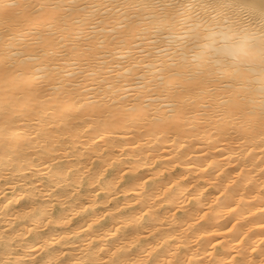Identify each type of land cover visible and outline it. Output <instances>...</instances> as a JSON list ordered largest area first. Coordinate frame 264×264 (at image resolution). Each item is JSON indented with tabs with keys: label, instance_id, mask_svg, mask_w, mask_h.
<instances>
[{
	"label": "snow or ice",
	"instance_id": "6c2138e0",
	"mask_svg": "<svg viewBox=\"0 0 264 264\" xmlns=\"http://www.w3.org/2000/svg\"><path fill=\"white\" fill-rule=\"evenodd\" d=\"M225 18L236 28H258L264 58V9L225 0H0V201L8 195L5 188L15 193L0 203V264H264V222L249 219L264 214V69L257 76L243 66L193 67L184 58L190 41L172 39L190 33L189 21L203 27ZM61 136L85 141L73 153L76 167L65 163L72 145ZM151 142L173 147L157 151L146 147ZM84 150L87 164L79 159ZM197 154L205 159L195 179L215 169L211 186L232 202L226 209L235 223L224 227L239 239L232 237L230 259L216 251L228 237L201 225L222 201L213 200L179 225L176 213L200 200L205 186L181 175L149 195L146 185L155 177L140 172L193 167L190 156ZM127 156L136 162L108 183V168ZM94 159L104 164L97 168ZM161 159L170 166L155 163ZM233 160L239 170L227 175ZM129 173H139L134 179L140 183L130 189L135 195L121 201V181ZM84 184L91 189L87 196H81ZM100 199L103 215L76 223ZM249 199L259 201L255 213L242 210ZM129 202L139 206L138 215L125 213ZM165 202L173 205L169 215L156 219ZM57 205L71 212L57 216ZM117 215L123 218L119 227H96ZM254 229L261 235L250 246ZM204 236L212 237L208 246ZM184 247L195 248L191 257L181 254ZM164 249L167 258L159 256Z\"/></svg>",
	"mask_w": 264,
	"mask_h": 264
},
{
	"label": "bare ground",
	"instance_id": "6f19581e",
	"mask_svg": "<svg viewBox=\"0 0 264 264\" xmlns=\"http://www.w3.org/2000/svg\"><path fill=\"white\" fill-rule=\"evenodd\" d=\"M253 7L259 8V9H264V0H253ZM75 123H81V121H75ZM78 135L83 137L84 133L83 131L78 132ZM112 140H123V139H131V137H125V136H114L111 137ZM162 139V138H161ZM59 140L63 141V140H68L71 145H72V152L69 153V158L65 161V163L68 164H72L73 167H76V163H75V159L73 158V153L75 152V149L78 147H81L82 144L85 143V141L83 139L76 141L74 139V137H68V136H61L59 138ZM189 143H191V141H188ZM205 143H207L208 141L205 140ZM88 144H91V141H87ZM98 143H102L100 141H98ZM146 147L149 148H153L157 151L160 150L161 147H173V145L170 144H162V145H157L155 144V142H151L149 145H146ZM117 151H119V149H116ZM127 151H131V150H127ZM199 150H197L198 152ZM94 156H100L101 153L99 152V150H94L93 152ZM165 156L169 155L168 153L164 154ZM259 153H255L253 158L258 157ZM143 158L147 159L148 157L144 156ZM253 158H250L249 160V164H251V160ZM79 159L81 163H86L87 164V151H81L79 153ZM190 159L193 161V167H188L187 165L185 166H178L174 169V171H170V172H163L161 175H157L155 172L152 171L151 168H141L140 172L141 173H150L152 174L155 179L151 180L148 182V185H146V187L148 188V194H159L161 186H162V182L164 184H166L167 180H178L180 178L181 175H187L188 179L192 180L193 183H196L197 185H204L205 187L200 189V193H201V199L200 200H196V201H192L191 204H185L184 208L186 210H182L179 213H176V215L178 217H181L182 219L180 221H178L179 225H182L184 223V221H188L191 222L193 216L199 215L200 214V210L201 209H205L206 210V205L211 203L213 200H217L219 199L220 201H222V206L217 207L216 205H213V207L216 208V211L214 213L211 214V218L208 219L207 221H201V225H204V227L208 230L213 232L214 236H219L221 239H223L225 236L228 237V239L225 240L224 245H220L217 244V254L220 256H223L224 259H230V255L231 254H227L229 252H232V245L235 243V241L232 239V237H235V239H239V235L237 232H233V233H228L226 231V228L224 227L225 225L230 226L231 223H235V220L232 219V216L229 215L227 213V206H232V202L228 201V200H224V197H218V193L216 191V187L211 186V179L212 176L215 175V169L209 168L208 169V174L205 173H201V178L199 180L195 179V173L199 172L202 165L199 163L200 161H203L205 158L203 156H200L199 154L197 155H192L190 156ZM231 159V157H230ZM135 159L131 156H127L122 160H116L115 163L113 164V166L111 168H108V172L105 173V177L104 179L108 182V183H112L114 178L119 177L120 175V168L121 167H125L127 165H129L130 163H135ZM258 162V161H257ZM94 166H97V168L100 167L101 164H104V160L103 159H94L91 162ZM155 163L157 164H161L164 165L165 167H169V161L167 159H161L159 161H155ZM238 165L235 163V160L232 161V164L226 165V173L227 171L228 174L227 175H235V171H238L237 167ZM261 166L260 164L257 165V169H254L253 171H257V173L259 172L258 167ZM232 168V169H231ZM136 175H139V173H129L128 177H127V181H121V187L123 188V191L126 193V195L121 196L118 195V199L123 201L126 199L127 196H132L135 195V192L131 191L130 189L133 188L136 184L140 183L139 180L134 179V177ZM227 175L225 177V179H227ZM38 182V181H37ZM39 183V182H38ZM183 183V181H182ZM40 187H43L44 185L40 184ZM98 187V185L96 186ZM252 187V186H250ZM91 191V189L89 188V186L87 184H84L81 188V196H87L89 194V192ZM188 191H194L193 189H188ZM258 191V189H257ZM5 192H8L7 197H5V199L3 201H0V203L2 202H6L7 199L12 198V196L15 194L11 191H9L7 188H5ZM180 192H184V189H180ZM179 193H178V197H179ZM100 196L102 198H107V199H111V194L109 192H101ZM2 198V197H0ZM29 202L27 200L23 201L21 203V205H14L13 208L10 210L14 211L16 208L18 207H22L26 204H28ZM113 204H115L116 202L113 201ZM130 203V208L125 209V213L127 214H139L138 211H135L136 209H138L139 206L137 205H131ZM245 205L242 206V210L246 212V210L249 207H252V211L255 213V208L254 207H258L260 206L259 201L258 200H246L244 201ZM173 205L171 203H167L165 202L164 204L160 205L158 208H156L155 210V214H156V219H163L164 217L169 215L168 209L172 208ZM105 209V204H104V200L100 199L99 202L96 204V206L94 208H91L88 210L87 213L82 214V217H75V221L76 223H80L83 224L85 222V220H87L88 222H91V218L94 215H103ZM71 212V208L67 207L66 205H57V210H56V215L59 216L61 213H70ZM250 221L252 222H264V214H259L256 213L255 216L253 217H249ZM123 222V218L120 217L119 215H117L115 218H113L112 216H108L106 217L105 220L101 221L99 225H97L96 227H99L101 231L103 232H108L110 229L113 228V225H116L117 227H119V224ZM251 225H249L250 227ZM20 227V224H18L16 226V228L18 229ZM194 227H200V225H196ZM240 226L237 225V228H239ZM59 229H57L58 231ZM11 231V230H10ZM52 233H46V235H50ZM261 235V233L259 232L258 229H254V233H249V241L247 242L250 246H254L252 245V243H258L259 241V236ZM35 240V238H30ZM113 239L112 244H115L117 241L114 238ZM212 239V237H208V236H204L202 237V241L204 243V246H208L207 245V241ZM147 243V241L145 242ZM190 243V242H189ZM213 243H215V240H213ZM67 250V249H64ZM140 250L139 246L137 247V249H135L134 251L138 252ZM195 251V248L193 249H189L188 247H184L182 249V255H186L188 257H191L193 255ZM4 252L3 248H0V253ZM234 254V253H233ZM199 256H203V248H201V251L198 254ZM229 255V256H228ZM159 256L161 258H167V249L161 250ZM44 258V257H41ZM256 259H259V254L256 255L255 257ZM237 259H240V257H237Z\"/></svg>",
	"mask_w": 264,
	"mask_h": 264
},
{
	"label": "clouds",
	"instance_id": "9594fccd",
	"mask_svg": "<svg viewBox=\"0 0 264 264\" xmlns=\"http://www.w3.org/2000/svg\"><path fill=\"white\" fill-rule=\"evenodd\" d=\"M225 2L259 12V8L252 6L253 0H225ZM189 29L190 33L178 32L172 39L190 41L184 49V58L193 67L208 62L217 67L243 66L251 69L257 76L264 69V58L257 43L259 35L257 27L244 25L236 28L225 18L220 24L203 27L198 22L189 21Z\"/></svg>",
	"mask_w": 264,
	"mask_h": 264
}]
</instances>
